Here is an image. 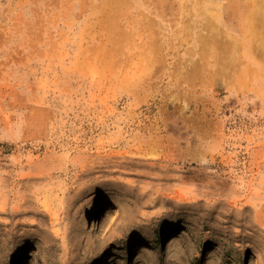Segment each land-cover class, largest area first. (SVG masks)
I'll use <instances>...</instances> for the list:
<instances>
[{"label": "rangeland", "instance_id": "rangeland-1", "mask_svg": "<svg viewBox=\"0 0 264 264\" xmlns=\"http://www.w3.org/2000/svg\"><path fill=\"white\" fill-rule=\"evenodd\" d=\"M107 252L264 264V0H0V264Z\"/></svg>", "mask_w": 264, "mask_h": 264}, {"label": "bare ground", "instance_id": "bare-ground-1", "mask_svg": "<svg viewBox=\"0 0 264 264\" xmlns=\"http://www.w3.org/2000/svg\"><path fill=\"white\" fill-rule=\"evenodd\" d=\"M214 29L212 28V31H213ZM213 36V35H212ZM222 36V35H221ZM227 37V36H226ZM213 38H215L214 36H213ZM222 38V37H221ZM228 39H229V37H228ZM227 39V40H228ZM211 40V39H210ZM215 40V39H214ZM215 41H217V39L215 40ZM226 41V40H225ZM230 42V43H229ZM221 43H223V42H221ZM231 45L232 43H231V41L230 40H228V42H226L225 44L226 45H229V44ZM224 45V44H223ZM89 224H88V222H87V220H83V222L80 224V226H79V229L81 230V231H87L88 230V228H89V226H88ZM181 231V230H180ZM181 237H182V235H181V233L180 232H177V233H175L174 232V234H172V236H170L169 238H167L166 239V246L167 247H171V246H174V245H176L180 240H181ZM216 246V245H215ZM215 246H212L211 248H209V250H207V253H208V255L209 256H211V255H213V254H215V253H217V251H219ZM148 249V246H147V244H145V243H139V244H137V245H135L133 248H132V251H131V253H130V255L131 256H135V255H139L140 253H143V252H145L146 250ZM111 251V250H110ZM206 253V254H207ZM111 252H107L106 254H102V255H100L98 258H97V260L95 261V263L94 264H109V262H111L112 261V258H111ZM22 257V256H21ZM112 257H114V256H112ZM20 261V260H19ZM258 261V259H256L254 262H253V264L254 263H256ZM18 264V263H17Z\"/></svg>", "mask_w": 264, "mask_h": 264}]
</instances>
